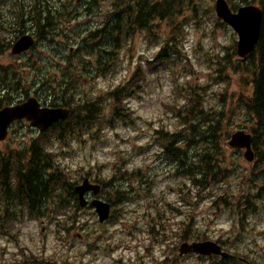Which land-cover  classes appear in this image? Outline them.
<instances>
[{"label": "rangeland", "instance_id": "rangeland-1", "mask_svg": "<svg viewBox=\"0 0 264 264\" xmlns=\"http://www.w3.org/2000/svg\"><path fill=\"white\" fill-rule=\"evenodd\" d=\"M86 1L72 4L78 17L67 37L61 31L54 42L38 39L35 47L17 57V77L35 87L41 78H47L52 91L38 93L48 99L54 89L60 93L58 86L66 65L75 66L77 97L81 92L84 99L97 97L107 120L93 132L81 134L80 139L53 143L58 172L73 183L90 176L107 184L105 187L121 188L126 190L125 198L116 206L112 221L100 226L91 212L78 214L72 209L68 188L59 185L63 180L55 189L58 199L64 198L58 219L67 231H57L55 224L46 219L41 224L42 220L35 218L12 226L11 233L0 226V259L37 257L52 264H214L220 258L178 255L185 240L212 239L220 241L237 260L249 258L264 264V161L250 162L242 151L227 145L233 132L250 131L254 124L242 102L240 86L248 80L250 87L252 76L247 74L241 80L238 35L217 17L215 0H192L190 5L186 0L177 16L155 22L153 36L149 31H133L122 46L102 59L106 64L98 63V51L92 55L89 46H81L80 35L104 22V15L87 16ZM114 1L99 0L97 6L105 14L112 10ZM228 1L234 9L258 4L257 0ZM2 9L9 17L8 7ZM181 25L178 43H170L177 49L169 47L164 60L157 59L158 52L171 41L173 29ZM0 62H13L10 53ZM85 62L97 65L93 75L80 74ZM99 67L106 69L98 71ZM134 76L138 80L134 81ZM193 85L204 88V113L220 120L222 130L216 146L202 138L207 132L201 129L208 123L198 127V121L191 119L184 125L177 116L176 107L184 103L179 90ZM120 86L127 88L120 104L126 117L116 121L111 118L116 102L105 95ZM162 129L183 132L179 146L187 163L197 160L195 155L206 149L212 151L214 166L207 179L210 187L193 185L181 173L179 163L163 154L157 134ZM29 139L15 142L13 138L12 148L24 147ZM191 140L194 146L186 147ZM255 206L257 209L251 211ZM47 217L51 218H42Z\"/></svg>", "mask_w": 264, "mask_h": 264}, {"label": "trees", "instance_id": "trees-1", "mask_svg": "<svg viewBox=\"0 0 264 264\" xmlns=\"http://www.w3.org/2000/svg\"><path fill=\"white\" fill-rule=\"evenodd\" d=\"M77 1L78 0H0V27H8L12 29L8 30L7 33L0 31V41L1 38L6 35H11L17 39L19 36L30 30L28 26L33 27L36 36L42 40L54 42L56 36L62 34L61 31L65 33V36L67 37L66 33L68 29H70V26H74V20L78 17L77 12L74 10L75 8L72 6V4ZM257 1L262 7L264 13V0ZM185 2L186 0H160L157 2H152L151 0H116L114 1L112 10L105 16V22L101 27H98L97 29L95 27L87 28L85 34L80 35L82 42L81 46H89L92 55L98 51V63L106 64L102 59L113 54L117 48L122 46L123 43L132 36L133 31H149L148 35L153 36L154 34L152 31L155 22L174 18L180 13L182 4ZM93 3L96 7L97 0H87L84 3V12L87 13V16L94 15L95 7L92 5ZM191 3H193L192 0H190L188 4L190 5ZM4 6H7L10 11L9 17H7L8 15H5L2 9ZM192 9L194 13H196V7H193ZM38 17H40L39 19L41 20H39ZM32 20L33 22L31 23ZM42 22L45 25L41 24ZM223 25H225V23H223ZM181 29L182 25L177 27V29H173L172 32L174 34L170 38L171 41L167 42L162 50L158 52L156 56L157 59L162 58V60H164V57L167 56L166 49L170 47V43H173L174 45L178 43L179 37L177 33L179 31V35H181ZM176 47L177 46H171L170 48L171 50H176ZM250 59L252 60L251 65H247L243 62H240L238 65L240 67L241 80H243L244 76L247 74H251L252 76L250 87L247 83L249 82L248 80H246V83L244 82L240 84V86H242L241 97L246 110L254 121L250 130L254 136L255 148L259 152L258 161L260 160L263 162L264 16L260 39L255 50L251 54ZM149 63H153V61L150 60ZM73 67L75 66H70L69 64L66 65L64 79L59 90L60 93L57 92V95L55 96V101L57 103L59 102L63 106H67L71 109L70 115L63 120L64 127L57 126L51 130V132L53 131V135L66 140L71 138L80 139L81 134L93 132L97 126L102 127L107 120L104 108L97 97L92 99L87 96L84 99L83 97H85V95L83 92L80 93L82 95L81 97H77L75 91L77 89L76 80L78 77L73 71ZM82 67L83 70L80 72L82 76L93 75L95 68L97 69V65L91 66L90 62H85V65ZM100 69L106 68L99 67L98 71H100ZM222 77L224 76L222 75ZM133 79L134 81L138 80L135 76ZM20 83L21 79H19L18 87L22 89L23 85ZM188 87L179 90L180 96H184V103L176 107V113L177 116L180 117V123L186 125L191 119L198 121V127L202 122L208 123V126H206L205 129H201L203 132H207L206 134H202V138L203 140L209 139L216 146L217 137L220 136L219 132L222 130L220 120L217 119L214 121L204 113L202 109L204 103L202 98L204 88H200L196 85ZM126 89V87L120 86L109 91L105 95V97H111L116 102L113 107L112 115L110 114L111 118L116 121L126 117V114L123 112V106H120L124 93H126ZM221 114L222 113H220V115ZM196 127L197 125L193 123L192 129L194 135L197 134ZM198 131L200 132V130ZM52 134L42 136L41 139L35 143L43 141L42 145H44V142L48 141V138L53 136ZM157 134H159V140H161V143L163 144V154L179 163L178 167H180V169L182 168L181 173H184L185 176L191 180L193 185L200 188H208L211 186L210 182H207V179L214 166V156L212 155V151L206 149L200 154L195 155L194 159L197 158V160L195 159L187 163L185 160L186 153L182 150L181 146H179V141L182 140L184 135L182 131L171 132L162 129L161 131H157ZM46 138L47 140L44 141ZM186 143H191L194 146L193 140L189 142L187 141ZM186 143V147H189L190 145ZM41 154V152L37 153V156ZM45 156V153H43V156L41 155L43 159ZM39 163H42V161L35 157L34 159H28L23 166L18 165L17 176L13 179V183L10 184L15 188L14 193L11 195L2 193V201H6L7 196H12L15 199H18L19 202L30 204L29 211L31 214H39V207L36 205V199L44 196V194L43 191L36 189L40 186L32 182L33 177L31 178L32 174L30 172V169L34 166H38ZM213 177H215L214 174ZM61 181H63V185L59 184ZM40 183L43 184V186L52 189L55 184H59L64 188L67 187L68 191L70 190L71 192L74 191L73 187L75 186V183L70 181L66 175H60V177L55 180H53V176L51 175L47 179H41ZM106 185L107 184L104 186ZM258 198L259 197L256 196L255 199ZM72 209L74 208L72 207ZM256 209L257 207L255 206L251 211H255ZM1 229L6 232L10 231L9 233H11L12 226H1ZM238 259L239 260L235 257L221 258L220 261L214 264H262L249 258H243L240 260V257H238Z\"/></svg>", "mask_w": 264, "mask_h": 264}, {"label": "flooded vegetation", "instance_id": "flooded-vegetation-1", "mask_svg": "<svg viewBox=\"0 0 264 264\" xmlns=\"http://www.w3.org/2000/svg\"><path fill=\"white\" fill-rule=\"evenodd\" d=\"M98 9V10H97ZM95 12L93 17L104 15V22H105V16L109 14L103 13L101 11V7L96 6L95 7ZM103 23H96L94 24V27L97 29L98 27H101ZM30 29L28 33L32 34L35 37V45L37 40L39 39L36 36L35 30L33 27L28 26ZM8 30H12L11 28L8 27H0L1 32L7 33ZM16 38L11 36V35H6L1 38L0 41V58L4 56L7 52L10 53V57L12 58L13 62L9 63H1L0 62V110L3 107L7 106H12L17 103H21L28 99L30 96H35L39 102L41 103L42 107H47V108H56V107H61V103H57L55 101V96L57 95L58 91L53 90L54 93L50 94L48 99H45V96L40 95L38 92L47 89L49 91H52L51 88L49 87V81L47 78H41L40 80V85L38 87H35V85H30V84H25L22 80L21 83L23 85L22 89L18 87L19 84V79L17 77V57L27 53L24 52L23 54H13L12 53V46L16 42ZM11 42V44H10ZM34 45V46H35ZM33 46V47H34ZM64 79V78H63ZM63 82V80H62ZM61 83H59V89L61 88ZM35 92V94H33ZM64 119L58 120L54 123H52L48 128L44 130H40L38 128L33 127L26 119H16L13 120L9 126H8V134L7 137L3 140H0V226H14L16 224H22L27 220L30 219H40L41 224H44L46 219L47 221L51 222L52 224H55L57 226V231H59V228L61 229L62 232H66V227L65 225H60V209L64 205V198L60 199L59 196L56 194V186L54 188H49V187H42L43 184L40 183L41 179H47L51 175L53 176V180L56 178H59L60 175L62 176L63 173L58 172L60 169L58 167V163L56 161L57 154L54 153L53 151V143L56 140H59V137H56L53 135L51 138H48V141L44 142V146H48V148H43L40 147L42 146L43 141L39 143H35L36 141H39L42 136H48L49 134H52L53 131L51 130L55 127H64L63 123ZM26 137H29V141L27 144L22 147L20 145L19 148L13 147V138L15 142L18 139L25 140ZM47 140L44 139V141ZM24 143V142H23ZM39 146H37V145ZM190 146L192 144L186 143ZM7 146V147H4ZM44 151V152H43ZM42 153L41 155L43 156V153H45V157H41V155L37 156V153ZM37 157L42 161V163H39L38 166L32 167L30 169L31 172V178L33 177V181L35 184H38L40 187L37 188L39 191H43L44 196L39 197V199H36V205L39 207V214L34 215L30 213V204H25L22 202H19L18 199H15L12 196H7L6 201H2L1 194L5 193L6 195H11L14 193V189L10 184L13 183V179L17 176V167L18 165L23 166L24 163L27 162L28 159H34ZM59 157V156H58ZM36 167V168H35ZM41 176V177H40ZM36 179V180H35ZM92 182H98L95 180V178H91ZM64 188V187H62ZM74 190V191H73ZM73 192L70 190L68 191V194L70 195L68 199L72 202V207L74 208L73 210L76 211L78 214L80 212H91L92 216L97 218L98 224L100 226H106L109 224L112 219L115 217V212L117 211V207L119 204V201H123L126 193V190H122L121 188H116V187H103L101 188L100 193L95 194L94 191H89L85 194L86 199L88 200V205L85 207H81L79 203V197L78 194L76 193L75 188H73ZM101 199L105 202H108L110 204V213L108 219H106L104 222H100L98 219V214L95 210L90 205V202L93 200ZM176 210V209H175ZM55 214H57V218H55ZM44 216H49L51 218H42ZM65 217V214H63V218ZM60 231V232H61ZM78 237L80 239H83L84 236L83 234H79ZM189 241V240H185ZM183 241V242H185ZM195 241V240H192ZM197 241V240H196ZM182 242V243H183ZM217 243H219L222 248L224 249L223 244L216 240ZM181 243V244H182ZM93 246L94 244L90 245V247ZM179 249V247H178ZM188 254L185 255H179L180 257H184ZM203 257V256H202ZM204 257H216L219 258L220 256L217 255H210V256H204ZM220 260V259H219ZM99 260H97L98 262ZM140 261V260H138ZM95 262V261H94ZM14 263H44V264H52L49 261H44V259H38L37 257H27L24 258L23 260L17 261V260H1L0 259V264H14ZM63 264H66L65 262ZM140 264H143V262Z\"/></svg>", "mask_w": 264, "mask_h": 264}, {"label": "water", "instance_id": "water-1", "mask_svg": "<svg viewBox=\"0 0 264 264\" xmlns=\"http://www.w3.org/2000/svg\"><path fill=\"white\" fill-rule=\"evenodd\" d=\"M215 11L217 16L227 23L238 34L237 52L243 61L247 60L255 49L260 39L263 23V11L255 4L239 7L233 11L227 0H216ZM34 43L31 35H23L13 46V53H21L28 50ZM69 109L66 108H41L35 97H30L27 101L14 106H7L0 110V139L7 135L9 124L20 118H26L32 125L45 129L53 122L66 117ZM253 138L251 134L244 130H239L231 135L229 146L238 149H245L244 156L248 161H253L255 152L252 148ZM100 185L93 184L86 178L81 184L76 186L79 194L81 206L88 202L85 193L93 190L99 193ZM91 205L95 207L99 221L104 222L110 213V204L101 200H94ZM180 254L197 253L200 255L218 254L228 257L230 254L222 250V247L212 240L184 242L179 248ZM14 264H43V263H14Z\"/></svg>", "mask_w": 264, "mask_h": 264}, {"label": "bare ground", "instance_id": "bare-ground-1", "mask_svg": "<svg viewBox=\"0 0 264 264\" xmlns=\"http://www.w3.org/2000/svg\"><path fill=\"white\" fill-rule=\"evenodd\" d=\"M95 7V6H94ZM93 9V8H92ZM98 10V9H97ZM96 11V10H95ZM46 15V14H45ZM40 17H38V19H39ZM44 18V17H43ZM46 18H47V16H46ZM32 19V18H31ZM38 19H37V21H38ZM39 20H41V19H39ZM44 20V19H43ZM35 21V20H34ZM48 21V20H47ZM33 22V20L31 21V23ZM36 22V21H35ZM40 22V21H39ZM30 23V22H29ZM34 24V23H33ZM41 24H43V22L41 23ZM40 25V24H39ZM43 25H45V24H43ZM38 26V25H37ZM41 26V25H40ZM47 27V26H46ZM132 29H135V28H132ZM41 177V176H40ZM36 180V179H35ZM42 187H44L43 185H42ZM37 189V188H36Z\"/></svg>", "mask_w": 264, "mask_h": 264}]
</instances>
